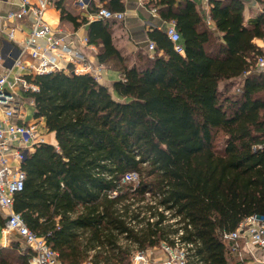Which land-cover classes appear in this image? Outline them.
I'll list each match as a JSON object with an SVG mask.
<instances>
[{
	"label": "trees",
	"instance_id": "obj_1",
	"mask_svg": "<svg viewBox=\"0 0 264 264\" xmlns=\"http://www.w3.org/2000/svg\"><path fill=\"white\" fill-rule=\"evenodd\" d=\"M102 1L124 10L122 0ZM254 1L262 10L247 20L245 0H209L208 13L195 0H150L175 22L184 53L154 28L155 53L133 65L108 20L90 23L98 59L121 71L114 92L90 74L26 75L39 86L28 93L35 117L58 146L29 153L14 210L63 264H131L135 250L177 232L165 211L180 217L182 239L203 264H240L221 233L264 216V74L255 68L264 0ZM60 4L62 19L87 22ZM132 172L137 180L124 181ZM31 255L13 243L0 249V264H30Z\"/></svg>",
	"mask_w": 264,
	"mask_h": 264
},
{
	"label": "built area",
	"instance_id": "obj_2",
	"mask_svg": "<svg viewBox=\"0 0 264 264\" xmlns=\"http://www.w3.org/2000/svg\"><path fill=\"white\" fill-rule=\"evenodd\" d=\"M37 4L29 0H20V8L17 11H10L6 20L11 25H5L7 41H15V33L19 27L18 21L28 15H32L33 23L29 34L19 44V58L15 65L20 67L26 75H42L53 71H66L63 63L76 65L74 73L90 74L97 81L102 78L101 67L88 62L87 58L78 50L65 44V38L58 36L49 25L44 15L47 8L55 0H37ZM92 0H76L78 7L89 12ZM206 7H209V0ZM153 13H158L153 7ZM97 19H114L122 21L125 18L123 11H113L107 7H97L92 13ZM166 32L174 43L175 50L184 53L182 36L178 31L175 22L167 23ZM87 41V39H86ZM264 42V38H263ZM261 47V46H260ZM155 43H149L150 55L155 53ZM257 57L255 68L264 74V48ZM27 54L32 58L31 63H23L22 55ZM4 60V54L0 53V61ZM248 72L244 73L246 76ZM26 75L15 76L10 80L9 73L0 75V109L7 118L18 117L22 113V103L12 93L15 85H20L26 93L39 91V86L30 82ZM240 90V89H239ZM35 123H12L8 119L0 121V209L5 212V227L8 231L17 233L24 241L23 250L31 252L30 264H63L59 253L47 242L46 238L32 231L24 221L22 215L14 210L15 195L22 191L27 177L23 168V162L27 154L39 143H50V134H41ZM55 133V132H54ZM58 146V145H55ZM11 159L17 161V165L11 163ZM137 173L132 172L125 176L124 181L137 180ZM117 195V192H113ZM163 211V208L160 209ZM168 223L177 230L169 235V240L162 239L155 247L137 249L131 257V264H203L196 258L195 244L193 241L183 240V224L180 217L170 218L168 211H165ZM170 219V220H169ZM154 220V219H152ZM222 238L230 244V252L236 257L240 264H264V258L256 256L255 250L264 253V216L250 215L244 218L234 231H224ZM161 252L162 255H158ZM83 264H92L84 262Z\"/></svg>",
	"mask_w": 264,
	"mask_h": 264
},
{
	"label": "crops",
	"instance_id": "obj_3",
	"mask_svg": "<svg viewBox=\"0 0 264 264\" xmlns=\"http://www.w3.org/2000/svg\"><path fill=\"white\" fill-rule=\"evenodd\" d=\"M31 3L37 4V0H29ZM199 8L208 13L209 7H206L205 0H195ZM124 3L125 18L122 21L114 19L108 20L111 26L113 41L116 47L126 57L127 63L133 65L138 60V55L150 53L148 36L149 31L154 28L166 29L167 23L162 20L158 13H153L152 7L149 6L150 0H122ZM58 3L69 13L80 19H86L87 22L79 27H75L74 23L69 19H62L61 9ZM107 1L92 0L90 2L89 12H85L78 7L76 0H55L46 10L44 19L51 25L58 36L65 38V44L75 50L80 51L89 62L101 67L102 78L99 80L102 84L110 88L112 92L113 83L121 79V71L110 63H103L98 59V53L102 45H98L89 41V25L96 20L94 13L97 7H107ZM20 8V0H0V53L4 54V60L0 61V75L9 73L10 80L15 79V76L26 75L22 69L15 65V61L19 58V44L29 34L32 29L33 17L32 15L26 16L24 19L18 21L19 27L15 33V41H7L5 34V25H11L5 18L10 11H17ZM108 8V7H107ZM110 9V8H109ZM262 8L254 0H248L246 9V19L256 17ZM87 39V41H86ZM255 42L264 48L263 39H257ZM23 63H31L32 58L24 54L21 57ZM66 67L67 73L74 72L76 65L71 63H63ZM12 93L22 103L21 114L18 117L7 118L3 111L0 109V121L9 120L12 123H35L37 124L38 131L41 134L48 135L49 130L45 125L43 118L35 117V103L34 100L23 91L20 85H15ZM27 101L33 109V117H29L27 113ZM51 144L57 145L56 135L54 132L50 134ZM35 149V148H34ZM31 150L29 153L34 151ZM27 154V156L29 155ZM26 156V158H27ZM26 160V159H25ZM25 162V161H24ZM23 162V164H24ZM11 163L17 165V161L11 159ZM24 168V167H23ZM6 215L0 209V249L11 247L13 243H19L23 249L24 241L17 233L8 231L5 227ZM256 256L264 258V253L257 250L254 251Z\"/></svg>",
	"mask_w": 264,
	"mask_h": 264
},
{
	"label": "rangeland",
	"instance_id": "obj_4",
	"mask_svg": "<svg viewBox=\"0 0 264 264\" xmlns=\"http://www.w3.org/2000/svg\"><path fill=\"white\" fill-rule=\"evenodd\" d=\"M246 1V3L248 2V0H245ZM224 85L222 84V87H223ZM234 89V88H233ZM29 102L27 101V106H26V110H27V113H28V115H29V117H33V113H34V111H33V109L31 108V106L28 104ZM171 218V217H170ZM170 220V219H169ZM158 255H162L161 254V252H159L158 253Z\"/></svg>",
	"mask_w": 264,
	"mask_h": 264
}]
</instances>
